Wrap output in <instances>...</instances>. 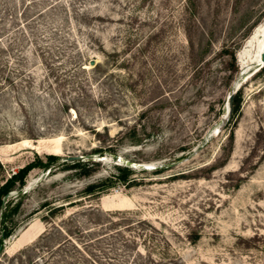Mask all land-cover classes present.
<instances>
[{
	"label": "rangeland",
	"instance_id": "1",
	"mask_svg": "<svg viewBox=\"0 0 264 264\" xmlns=\"http://www.w3.org/2000/svg\"><path fill=\"white\" fill-rule=\"evenodd\" d=\"M263 25L264 0H0V187L32 167L0 264H264Z\"/></svg>",
	"mask_w": 264,
	"mask_h": 264
},
{
	"label": "trees",
	"instance_id": "2",
	"mask_svg": "<svg viewBox=\"0 0 264 264\" xmlns=\"http://www.w3.org/2000/svg\"><path fill=\"white\" fill-rule=\"evenodd\" d=\"M261 71H264V68H262L259 72H261ZM239 111H240V101L237 99V96H235L234 97V101H233V105H232V117L238 115ZM48 159L49 160H55L56 157L55 156H48ZM79 164H80V162L79 163H74L73 166H77ZM31 168L32 167L29 166L26 169H22L20 172H18L16 174H14L13 176H11V178L8 179L7 182L3 186L0 187V211H1L2 207H3L2 198L4 196H6L12 190V188L15 186V184H16V182L18 180H23V178L27 175V173L31 170ZM115 179H117V181H119V182L126 183L128 181V176L126 175V176H120V177H117V178L115 177ZM113 184H115L114 181H109L107 183V185H108L107 187H110ZM103 187H105V185H103V186L101 185V187L100 186L91 185V186H89L86 189V193H88L89 195L95 194L97 189L103 188ZM6 217H7V214H6V209H5V210L2 211V221L3 222H4V219ZM9 235H10L9 232L6 229H4L3 238L8 237Z\"/></svg>",
	"mask_w": 264,
	"mask_h": 264
},
{
	"label": "bare ground",
	"instance_id": "3",
	"mask_svg": "<svg viewBox=\"0 0 264 264\" xmlns=\"http://www.w3.org/2000/svg\"><path fill=\"white\" fill-rule=\"evenodd\" d=\"M262 31H263V35H264V25H263V27H262ZM263 51H264V40L260 43V46H259V52H258V55H257V58H256V61L259 63V62H261L262 61V54H263ZM262 65V64H261ZM260 65V66H261ZM260 66L258 67V69L254 72V73H257V72H259L261 69H260ZM242 83H243V81L242 80H239V82L236 84V86H240V88H241V86H242ZM225 117H226V115H225ZM220 127V126H219ZM213 133L214 134H216L217 133V130H215V131H213ZM58 144H56V146H57ZM58 149V148H57ZM56 154H60L59 153V151H57V153H55V155ZM122 156V155H121ZM103 159V158H102ZM118 159L119 160H117L119 163H124V164H129V165H131V168H134V169H138V168H141V169H143V170H146V171H154L156 168H155V165L153 164V163H146V164H144V165H139V164H136V163H132L131 161H126V160H124V161H122V158L120 157V156H118ZM108 162V161H107ZM106 162V163H107ZM111 162V161H110ZM109 162V163H110ZM112 163V162H111ZM130 167V166H129ZM31 183H33V182H31ZM31 185V184H30ZM31 186H29V188H30Z\"/></svg>",
	"mask_w": 264,
	"mask_h": 264
},
{
	"label": "water",
	"instance_id": "4",
	"mask_svg": "<svg viewBox=\"0 0 264 264\" xmlns=\"http://www.w3.org/2000/svg\"><path fill=\"white\" fill-rule=\"evenodd\" d=\"M94 62H92V64H93ZM261 63H262V65L260 66V69L261 68H264V51H263V54H262V61H261ZM239 87L240 86H236L235 87V91H234V93H232V95L230 96V98H229V101H228V103H227V107H226V109H224V112H225V115H226V117H228L229 115H230V113H231V111H232V105H233V101H234V97H235V95H236V91H237V89H239ZM225 117V118H226ZM71 160H76V159H71ZM119 160V159H118ZM128 166H130L131 167V165H129V164H127Z\"/></svg>",
	"mask_w": 264,
	"mask_h": 264
}]
</instances>
